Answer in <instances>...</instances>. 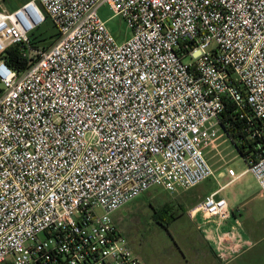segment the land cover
<instances>
[{"label": "built area", "instance_id": "obj_1", "mask_svg": "<svg viewBox=\"0 0 264 264\" xmlns=\"http://www.w3.org/2000/svg\"><path fill=\"white\" fill-rule=\"evenodd\" d=\"M47 20L53 42L35 50ZM8 47L28 63L0 60V264H143L113 213L151 188L172 196L213 178L205 151L224 138L264 197V0H27L0 7ZM226 103L236 142L220 123ZM226 170L190 217H231L218 195L241 175ZM241 242L222 236L220 255Z\"/></svg>", "mask_w": 264, "mask_h": 264}, {"label": "rangeland", "instance_id": "obj_2", "mask_svg": "<svg viewBox=\"0 0 264 264\" xmlns=\"http://www.w3.org/2000/svg\"><path fill=\"white\" fill-rule=\"evenodd\" d=\"M22 0H4L5 7L12 9ZM100 18L118 43L129 37V32L124 23L114 17L108 6H103L98 12ZM55 29L49 20L39 26L31 36L32 47L40 50L52 44ZM34 56V53L31 54ZM2 85L0 83V92ZM218 152L219 154H217ZM205 156L210 164L231 167L235 172L246 167L245 162L237 153L233 144L227 138L218 143V150H206ZM213 157V158H212ZM209 180L191 189L192 192L206 191ZM182 193V192H180ZM179 193V194H180ZM168 204L173 218H154V214L162 206ZM117 229L127 238L129 246L144 264H175L174 258L180 256L178 248L185 251L194 242V223L185 216V206L179 196L168 195L161 188H151L146 193L129 202L112 215ZM264 251V238L259 244ZM264 262V254L261 256ZM177 264H181L180 261Z\"/></svg>", "mask_w": 264, "mask_h": 264}, {"label": "crops", "instance_id": "obj_3", "mask_svg": "<svg viewBox=\"0 0 264 264\" xmlns=\"http://www.w3.org/2000/svg\"><path fill=\"white\" fill-rule=\"evenodd\" d=\"M26 1L22 0L18 6L9 9L3 4L4 0H0V7L14 11ZM227 168L216 163L213 167L214 177L209 179L206 191L192 192L190 189L177 195L185 206V216L194 223L195 229L193 233L186 235L191 234L194 242L185 251L178 248L180 256L174 258L175 264L179 261L181 264H264L261 260L264 251L259 248L264 238V197L253 176L245 172L246 167L237 171L241 176L222 188L218 195L228 203L232 213L229 219L217 225L214 220L204 218L201 213L190 217V211L204 196L229 181ZM229 233L242 242L233 253L225 252V255H220L218 244L222 236L226 237Z\"/></svg>", "mask_w": 264, "mask_h": 264}, {"label": "trees", "instance_id": "obj_4", "mask_svg": "<svg viewBox=\"0 0 264 264\" xmlns=\"http://www.w3.org/2000/svg\"><path fill=\"white\" fill-rule=\"evenodd\" d=\"M0 60H2L7 66L15 69L17 71L24 70L27 66V59L22 57L18 47H8L3 53L0 54ZM234 106L232 103H226L225 110L221 115L220 123L226 132L227 136L233 141L236 142L238 139L242 138V127L240 122L234 117ZM239 154L244 157L242 149L238 147ZM171 210L168 204L162 207L161 213L164 214L163 210ZM162 219L173 218L172 215L161 216Z\"/></svg>", "mask_w": 264, "mask_h": 264}, {"label": "flooded vegetation", "instance_id": "obj_5", "mask_svg": "<svg viewBox=\"0 0 264 264\" xmlns=\"http://www.w3.org/2000/svg\"><path fill=\"white\" fill-rule=\"evenodd\" d=\"M163 207V206H162ZM162 207L158 210V211H156V213L154 214V218H156V217H160L161 218V216H164V215H170V213H169V211H166V209H164L163 210V212H164V214L162 215V213H161V210H162Z\"/></svg>", "mask_w": 264, "mask_h": 264}]
</instances>
